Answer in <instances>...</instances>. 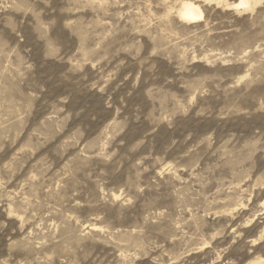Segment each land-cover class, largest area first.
Returning a JSON list of instances; mask_svg holds the SVG:
<instances>
[{"label": "rangeland", "instance_id": "374dc122", "mask_svg": "<svg viewBox=\"0 0 264 264\" xmlns=\"http://www.w3.org/2000/svg\"><path fill=\"white\" fill-rule=\"evenodd\" d=\"M262 1L0 0V264H264Z\"/></svg>", "mask_w": 264, "mask_h": 264}, {"label": "bare ground", "instance_id": "6f19581e", "mask_svg": "<svg viewBox=\"0 0 264 264\" xmlns=\"http://www.w3.org/2000/svg\"><path fill=\"white\" fill-rule=\"evenodd\" d=\"M227 1L228 0H209V3H214L216 4V6L222 5L227 7L228 6ZM261 1L262 0H240V4L236 5V10L239 13L240 11L252 12L261 3ZM176 16L181 22L186 24L201 22L204 19V15L200 7L190 1L189 2L185 1L182 3L180 9L176 12Z\"/></svg>", "mask_w": 264, "mask_h": 264}]
</instances>
